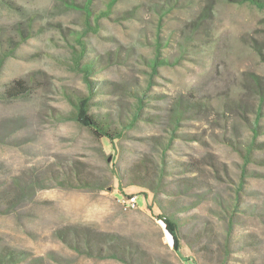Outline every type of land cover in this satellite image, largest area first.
Instances as JSON below:
<instances>
[{"label":"rangeland","instance_id":"374dc122","mask_svg":"<svg viewBox=\"0 0 264 264\" xmlns=\"http://www.w3.org/2000/svg\"><path fill=\"white\" fill-rule=\"evenodd\" d=\"M7 1L0 0V249L28 252L23 264H264V9L189 0L161 19L164 0H120L103 16L107 0H93L83 38L100 62L90 78L104 103L94 110L118 122L138 93L147 104L145 118L107 141L66 119L74 111L67 94L89 93L70 63L88 1ZM159 37L167 62L152 75ZM18 79L30 92L6 97ZM180 99L194 103L163 155L159 140H169ZM141 160L151 185L167 162L160 199L180 218L178 248L155 193L131 177ZM74 166L93 186L61 184L58 176ZM131 196L137 204L125 208ZM114 251L124 259L107 255Z\"/></svg>","mask_w":264,"mask_h":264},{"label":"trees","instance_id":"16d2710c","mask_svg":"<svg viewBox=\"0 0 264 264\" xmlns=\"http://www.w3.org/2000/svg\"><path fill=\"white\" fill-rule=\"evenodd\" d=\"M8 2L7 0H3ZM87 5L85 8H88L84 11V13L87 15V22L86 26L84 28V31H81L80 35L81 37L77 36L75 39L79 42L81 45L79 49L72 50L71 59L72 63L76 69L83 73V77L87 82V86L89 88L88 94H67V97L72 104L74 111L71 114H66V119H72L75 120L82 125H85L88 127L98 138L104 139L107 141H114L117 138H122L126 135L127 128L135 127L139 121L146 116H144L145 113V107H146V101L144 98L146 97V94L143 92V94L138 93L137 99H135L134 107L131 108L130 113L131 115L127 116V120L124 121H116L113 118V115H111L110 112H103L101 110V107L99 106L97 109L98 111H95L96 107L93 103H104V100L98 101L95 100L94 97L97 94V86L92 84V80L90 78V75H92L98 65L100 64L99 59L94 57L88 50V43L87 40L83 38L84 35H87L90 31V29L93 27L91 25V18L92 14L89 13V6L92 5L93 0H87ZM120 0H107V7L105 10L101 11L100 13H104V15H109L112 11L114 6L119 2ZM189 0H164L161 6L158 8L160 15L162 16L161 19H163L165 16L168 15L169 12L173 11L175 7H177L179 4H183L188 2ZM238 3H248L250 5H253L259 9H264V0H228ZM90 2V3H89ZM72 4V2H70ZM89 3V4H88ZM207 8V6L205 7ZM88 10V11H87ZM98 16L94 19V22H98L100 18L103 17ZM200 17H203L202 15ZM206 17V15H205ZM162 41L159 37V40L156 42V53L153 59L152 63V72L151 74L154 75L158 71V68L163 66L164 63L167 62V59L164 56V52L161 49ZM167 45V44H166ZM3 58V57H2ZM3 61V60H2ZM0 62V69L2 67L3 62ZM152 80H149L148 85L150 86ZM30 92V87L27 82H25L22 79L13 80L9 84L6 85V89L4 91V95L6 97H21L25 96ZM137 94V93H136ZM191 100H182L177 103V106L175 110L172 113V131L171 135L169 136V140L161 139L159 140L161 151L163 155L168 151L171 147V144L174 140V136L176 135L178 128V125L181 123L180 121L183 119L185 112L189 109L188 104H192ZM196 103V102H195ZM199 105V104H198ZM260 112V111H259ZM256 122L254 124V130H253V138L248 143L246 152L244 154V157L246 158V162L250 159L251 154L254 151L255 147V141L258 137L259 129H258V123L260 121L259 114L256 116ZM165 161V159H162ZM167 162L163 163L159 168H157L156 171H154L153 181L156 184L151 185L147 184L150 181V177L153 176L150 172V166L147 164V161L141 160L138 164H135L133 167L130 168V174L132 178L140 179L145 182L144 186L148 189H151L155 194V198L157 200V204L159 206V209L162 210L161 218L164 219L167 226L171 230L174 239H175V246L176 248L179 247L180 243V236H181V224H180V218L175 213H169L166 211V207L162 204L160 199V193L165 189L164 184L162 183L163 178H166V174L168 171L167 169ZM191 166L199 167L197 163L190 164ZM245 170H243L244 173ZM59 180L61 181L62 185L68 186L70 188H89L93 186V182L90 178H88L85 174H83L77 166H74L68 173L61 174L58 176ZM146 183V184H145ZM236 201L234 203L230 202V219L231 225L234 222V217L236 215V210H238L239 206V199L238 196H236ZM159 198V199H158ZM167 214H165V213ZM111 236V235H109ZM118 235L116 237H109V241H116ZM88 252L92 251V245L88 241ZM75 247L78 249H81L80 244H75ZM28 252L17 250V249H0V264H23V261H26L30 258L28 255ZM108 256H114V257H121L124 259L123 256H120V254L117 251L110 252L107 254ZM36 259L31 261L32 263L35 262ZM191 264H197L195 261L190 262Z\"/></svg>","mask_w":264,"mask_h":264},{"label":"built area","instance_id":"2783aa9c","mask_svg":"<svg viewBox=\"0 0 264 264\" xmlns=\"http://www.w3.org/2000/svg\"><path fill=\"white\" fill-rule=\"evenodd\" d=\"M124 203H127L128 205H136L137 204V198L136 196H131L127 198Z\"/></svg>","mask_w":264,"mask_h":264},{"label":"bare ground","instance_id":"6f19581e","mask_svg":"<svg viewBox=\"0 0 264 264\" xmlns=\"http://www.w3.org/2000/svg\"><path fill=\"white\" fill-rule=\"evenodd\" d=\"M124 205H125V208H132L136 206V205H128L127 203H124Z\"/></svg>","mask_w":264,"mask_h":264},{"label":"water","instance_id":"95a60500","mask_svg":"<svg viewBox=\"0 0 264 264\" xmlns=\"http://www.w3.org/2000/svg\"><path fill=\"white\" fill-rule=\"evenodd\" d=\"M108 189H110V190H111V189H112V186H109V187H108Z\"/></svg>","mask_w":264,"mask_h":264}]
</instances>
